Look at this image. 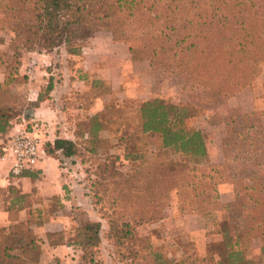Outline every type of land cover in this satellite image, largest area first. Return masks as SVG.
<instances>
[{"label":"trees","instance_id":"trees-1","mask_svg":"<svg viewBox=\"0 0 264 264\" xmlns=\"http://www.w3.org/2000/svg\"><path fill=\"white\" fill-rule=\"evenodd\" d=\"M0 17L4 18L0 29L14 33L11 48L19 61L24 51L53 55L63 46L67 56H81L82 47L75 43L82 40L88 27L102 24L110 28L114 43L128 46L134 60H147L150 66L180 72L191 81L190 90L201 89L204 95L220 97L221 101L249 85L264 59V0H0ZM0 65H6L1 57ZM19 68L10 73L5 66L6 81L0 85V138L12 131L21 115L13 89L28 79L20 75ZM94 76L90 78L92 83L108 86L97 74ZM52 88L49 84L46 89L49 92ZM42 101L40 96L38 101L26 104L33 109ZM107 109L108 103L93 116L89 135L97 137L104 129L97 115ZM188 114L187 107L159 99L141 107L142 134L157 137L163 149L173 150L181 159H156L145 176L122 173L108 164V186L117 182L118 187L116 194H108L111 212L105 217L118 243L134 241V227L160 219L173 194L180 198L184 212L203 215L220 210L217 186L224 181L219 177L220 167H201L208 155L207 142L201 130L186 126ZM232 125L237 126L233 131L239 141L248 143L244 154L253 160L264 153V128L259 121H233ZM44 153L61 160L77 156L78 149L72 139L57 137L46 144ZM249 167L264 165H254L248 158L247 165L240 166L242 171ZM21 176L36 180L38 173L26 171ZM230 179L234 182L237 178ZM135 181L147 185V194L143 193L140 201L132 197ZM2 194L6 195L10 224L0 228V264H41L44 242L33 233V221H19V213L27 209L30 216L42 211L34 209L31 194H23L13 186L0 189V197ZM224 208L236 210L238 216L218 224L223 234L219 260L208 256L200 262L252 264L245 256L243 235H257L262 240L264 259L263 179L248 176L236 182L235 200ZM246 221L251 225H245ZM78 224L73 241L67 244L62 242L64 232L46 233L50 245L77 247L83 253L79 264H101L96 259L102 240L101 222L82 220Z\"/></svg>","mask_w":264,"mask_h":264},{"label":"rangeland","instance_id":"rangeland-1","mask_svg":"<svg viewBox=\"0 0 264 264\" xmlns=\"http://www.w3.org/2000/svg\"><path fill=\"white\" fill-rule=\"evenodd\" d=\"M3 19L0 17V21ZM95 37L97 38L96 49L102 54H108V86L104 83L101 85L92 83L90 78L87 84L77 83L74 87L75 96L72 99L74 106H80V108L75 109L76 111L71 108L68 111L73 115L71 120L66 116L60 122L32 120V109L26 104L27 97L22 88L23 85L13 89L18 110L21 113L14 128L20 125L23 127L22 131H17L1 143L0 149L3 155V148L12 139L24 135L38 139L39 161L45 154L46 144L53 142L56 137L72 139L78 149L77 156L58 160L59 168L62 170V178L59 182L62 196L44 199L36 192L31 194L34 209L42 211L41 214L34 211L30 216L28 215V218L33 221V233L44 242L41 264L80 263L83 253L77 247L62 245L65 247L64 251L59 255H52L53 246L50 245L46 233L60 230L64 232L62 242L70 243L73 241L78 222L82 220L102 224V240L96 251V259L101 264H203L200 259L208 256H214V259L218 261L217 256L221 251L220 243L223 240L218 224L222 221H233L238 216L236 210L224 208L235 200L236 182L248 176L251 178L258 176L264 181V167H249L241 170L240 166L247 165L248 158L254 165L259 163L264 165V153H258L256 160L244 154L243 151L249 149L248 143L239 141L237 134L233 131L237 126L232 125L233 121L242 123L251 119L259 121L260 126L264 128V59L249 85L228 100L221 101L220 97L204 95L201 89L190 90L188 87L191 81L180 72L173 73L160 66H150L147 60H134L127 50L128 46L114 43L123 45V48L115 47L112 39L110 40L112 38L110 28L99 24L88 27L82 40L75 43L82 47V55H74L75 60L68 58L65 46L54 52L52 59L54 62L58 65L61 61L67 62L63 68L67 78L70 71H76V67L72 69L73 67L70 66L72 62L83 64L86 55L90 56L92 52L90 48L93 46ZM13 38L14 33L8 28L0 29V44L6 47L0 52L1 59H4L6 63L2 67L5 69V66H8L11 69V71L8 70L10 73L18 69L20 64L19 58L14 55V49L11 48ZM124 55L127 56L126 61H124ZM91 60V62L97 61V59ZM125 62L126 66H124ZM68 65L70 70L67 69ZM83 66L75 75L76 78L86 76ZM119 70H123V73ZM103 95L108 97L106 102L108 109L97 116L104 129L97 134V137H94L89 135L94 115L82 107L91 105L98 96ZM155 99L177 107H187L189 114L186 126L204 133L208 155L201 163V167H220L219 177L224 180L217 186L222 202L221 207L220 210L203 215L184 212L181 209L180 198L173 194L170 206L164 209L160 219L134 227V241L126 240L118 243L105 217L108 212H111L108 194H116L118 187L117 182L108 186V164L122 173H141L145 176L149 166L156 159L165 161L181 159V156L173 150L163 149L157 137L144 135L141 132V107L145 102ZM254 100L257 101L256 110L248 112L252 109ZM69 103L70 101L66 100V106H69ZM224 155L227 161L224 160ZM36 168L37 165L23 172L33 171ZM104 176L107 178L102 180ZM231 176H236L237 179L233 182L230 179ZM145 184L135 181L132 184V197L140 201L143 193L147 194L148 189ZM128 189L131 190L126 186V190ZM5 196L2 194L0 197L2 207L6 206ZM49 223L53 225L46 227L45 225ZM244 224L251 225L248 221ZM40 227L54 231L40 233ZM256 236L243 235L245 256L251 260L252 264H264L261 253L262 240Z\"/></svg>","mask_w":264,"mask_h":264},{"label":"crops","instance_id":"crops-1","mask_svg":"<svg viewBox=\"0 0 264 264\" xmlns=\"http://www.w3.org/2000/svg\"><path fill=\"white\" fill-rule=\"evenodd\" d=\"M112 38H110L111 40ZM97 38H94L93 46H91L90 56L86 55V60H83V64L72 62L70 66L76 67V71H70V75L68 78L63 71L66 63L61 61L58 65L57 62H54L53 55L47 53H39V52H25L21 58V65L19 68V73L22 76H26L28 81L23 85L24 92L26 93L27 102H36L39 97H42V102L39 103L38 107H35L31 110V119H40L43 121H59L63 120L65 116L71 120L72 113L69 114L68 111L79 109L80 106H74L73 97L75 96L74 87L77 83L87 84V80L91 77H95L94 74L100 77V79L104 80L105 83L108 84V54H102L96 49L95 43ZM112 41V40H111ZM115 47L123 48V45L114 44ZM5 45L0 44V52L5 49ZM128 50V49H127ZM125 51V50H124ZM114 55V54H113ZM69 57V56H68ZM125 57V55H124ZM71 60H75L76 57H69ZM91 59H97L95 62H91ZM127 60V56L124 58V61ZM85 64V65H84ZM89 64L90 66H87ZM84 65V66H83ZM121 65V64H120ZM70 66H67V69L70 70ZM84 67V73L86 76L83 78H76L77 72L81 67ZM123 66V64H122ZM126 66V62L124 63ZM121 68V66L119 67ZM123 73V70H119ZM86 80V81H85ZM6 81V73L4 67L0 65V85L4 84ZM49 84L53 85L51 91H47V87ZM107 95L102 97H97L94 102L87 106L82 107L88 112L95 115L99 111H102L104 108V104L107 102ZM66 100L70 103L69 106H66ZM257 101H253L252 109L248 110V112L255 111V107ZM79 111V110H77ZM247 111V110H246ZM68 115H66V114ZM57 120V121H56ZM23 125L17 126L13 128L4 138H0L1 143L5 142L9 137L14 135L17 131H22ZM57 138V137H56ZM62 138V136H61ZM59 161L55 158L49 157L44 154L42 159L38 162L37 168L31 172H37L38 178L36 180L31 179L30 177L17 176L11 174V168L13 164V159L9 156L0 157V189L6 190L8 187L13 186L23 194H39L44 199H51L55 196H62L60 191V184L62 170L58 165ZM35 190V192H34ZM65 203V201H64ZM20 221H26L28 219V210L25 209L19 213ZM10 224L9 221V211L6 206H0V228L7 227ZM53 225V223H49L45 225L49 227ZM48 232L54 231L50 228L40 227L39 232ZM60 231V230H59ZM65 247L59 246L51 249V254L59 255L60 252L64 251Z\"/></svg>","mask_w":264,"mask_h":264},{"label":"built area","instance_id":"built-area-1","mask_svg":"<svg viewBox=\"0 0 264 264\" xmlns=\"http://www.w3.org/2000/svg\"><path fill=\"white\" fill-rule=\"evenodd\" d=\"M40 145L37 138L18 136L3 148L4 156L13 159L11 173L20 175L24 170L34 168L40 159Z\"/></svg>","mask_w":264,"mask_h":264}]
</instances>
